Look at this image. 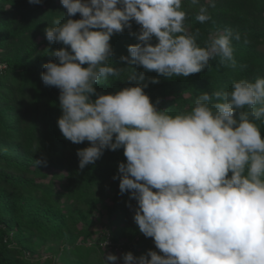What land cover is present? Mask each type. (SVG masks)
<instances>
[{
  "label": "clouds",
  "instance_id": "obj_1",
  "mask_svg": "<svg viewBox=\"0 0 264 264\" xmlns=\"http://www.w3.org/2000/svg\"><path fill=\"white\" fill-rule=\"evenodd\" d=\"M60 3L66 13L44 32L63 47L50 53L57 60L45 63L41 74L45 86L60 90L58 128L74 144L90 142L77 150L80 170L106 150L123 149L126 163H119L113 179H119L121 195L136 200L134 222L159 250L107 253L103 264H264V77L234 81L230 90L201 91L190 110L175 115L158 109L160 101L153 103L145 92L157 78L115 93L97 91L121 78L110 40L131 30L133 21L140 28L130 34L139 43L128 46L130 58L120 59L144 71L137 76L129 68V80L145 81L153 71L186 78L217 57L219 65L236 67L233 41L241 34L226 28L200 46L199 29L186 27L183 0ZM189 4L198 8L197 21L212 20L215 0ZM77 13L81 18L72 19Z\"/></svg>",
  "mask_w": 264,
  "mask_h": 264
},
{
  "label": "trees",
  "instance_id": "obj_2",
  "mask_svg": "<svg viewBox=\"0 0 264 264\" xmlns=\"http://www.w3.org/2000/svg\"><path fill=\"white\" fill-rule=\"evenodd\" d=\"M215 4L209 9L212 20L201 23L195 19L198 8L183 0L186 27L193 33L199 29L200 46L210 33L238 31L241 40L233 41L236 67L219 65L217 57L210 60V68L186 78H165L153 71L145 74V81L129 80V68L137 76L144 71L120 59L130 58L128 46L139 43L130 34L140 28L133 21L131 30L110 40L112 65L121 70V78L97 85V91L115 93L157 78L159 83H149L145 92L153 103L160 101L159 109L170 108L175 115L190 110L201 91L230 90L234 81L264 77V0H215ZM60 12L66 13L60 0L40 4L0 0V58L8 64L0 77V264H103L104 255L117 254L123 239L118 257L129 251L135 256L149 249L159 251L152 238L131 224V209L137 202L129 199L130 193L121 195L120 181L113 179L119 163H126L123 149L106 150L95 164L80 170L77 150L90 142L74 144L58 128L60 90L45 86L41 74L45 63L57 60L50 53L63 47L50 43L44 32ZM71 18L81 17L77 13ZM260 128L264 137V124ZM42 156L47 164L36 165ZM100 221L101 228L96 226ZM96 233L97 238L102 235L97 241ZM92 237L95 242L87 244ZM107 240L110 246L103 245ZM48 241L62 243V250L55 257L37 258Z\"/></svg>",
  "mask_w": 264,
  "mask_h": 264
},
{
  "label": "rangeland",
  "instance_id": "obj_3",
  "mask_svg": "<svg viewBox=\"0 0 264 264\" xmlns=\"http://www.w3.org/2000/svg\"><path fill=\"white\" fill-rule=\"evenodd\" d=\"M159 109V108H158ZM136 207H138V205H135V208ZM135 208L132 210L131 209V215H132V217H131V224H134L135 222H134V210H135ZM101 221L96 225V226H98L99 228H101L102 226H101ZM95 226V227H96ZM98 227H97V229H98ZM102 235L100 234L99 236H98V238L99 237H101ZM94 237H96L97 238V233L95 234V236ZM94 237H92L91 239H89L88 240V242H87V244H90V242H92V241H94L95 242V239L96 238H94ZM98 238L96 239V241L98 240ZM92 240V241H91ZM122 242V243H121ZM120 242V244L118 243L117 244V249L115 250L116 251V255H118V253H119V251L121 250V245L123 244V243H125L126 242V240H122ZM111 241H108L107 240V242H105V243H103V245H108V246H110L111 245ZM63 247V244L62 243H60V242H51V241H48V242H45L43 245H42V248L41 249H39L38 250V252H37V255H36V257L38 258V256H42V257H47V256H56V254H57V252H59V251H61L62 248ZM58 259V258H57Z\"/></svg>",
  "mask_w": 264,
  "mask_h": 264
},
{
  "label": "built area",
  "instance_id": "obj_4",
  "mask_svg": "<svg viewBox=\"0 0 264 264\" xmlns=\"http://www.w3.org/2000/svg\"><path fill=\"white\" fill-rule=\"evenodd\" d=\"M7 69L8 64L0 58V77L6 72Z\"/></svg>",
  "mask_w": 264,
  "mask_h": 264
}]
</instances>
